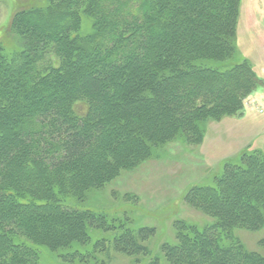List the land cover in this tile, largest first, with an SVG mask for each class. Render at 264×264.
<instances>
[{
	"label": "trees",
	"instance_id": "trees-1",
	"mask_svg": "<svg viewBox=\"0 0 264 264\" xmlns=\"http://www.w3.org/2000/svg\"><path fill=\"white\" fill-rule=\"evenodd\" d=\"M242 0H35L0 41V264H264L239 231L264 228V148L254 142L190 186L202 223L175 220L150 249L132 194L107 186L209 122L242 116L261 86L238 57ZM84 105V111L78 110ZM108 199V198H107Z\"/></svg>",
	"mask_w": 264,
	"mask_h": 264
},
{
	"label": "rangeland",
	"instance_id": "rangeland-1",
	"mask_svg": "<svg viewBox=\"0 0 264 264\" xmlns=\"http://www.w3.org/2000/svg\"><path fill=\"white\" fill-rule=\"evenodd\" d=\"M34 3L35 0H0V41L7 49H16L15 43L8 40L14 14ZM238 53L239 61L248 60L264 80V0H242ZM244 107L242 116H225L219 122H209L201 145L170 143L159 156L134 170L122 171L107 186L106 200H110L113 191L138 198V206L145 212L140 223L156 228L150 249L163 242H175V220L204 221L201 213L183 202L190 186L203 183L222 170L224 161L237 156L252 140L258 149L264 148V86L245 101ZM77 108L80 112L85 110L82 104ZM238 237L248 249L264 255V228L239 231ZM145 258L143 254L129 256L110 249L107 264H145Z\"/></svg>",
	"mask_w": 264,
	"mask_h": 264
},
{
	"label": "crops",
	"instance_id": "crops-1",
	"mask_svg": "<svg viewBox=\"0 0 264 264\" xmlns=\"http://www.w3.org/2000/svg\"><path fill=\"white\" fill-rule=\"evenodd\" d=\"M252 142H253V140H252ZM252 142H250L247 146L251 145ZM247 146H246V147H247ZM246 147H245V148H246ZM243 149H244V148H243Z\"/></svg>",
	"mask_w": 264,
	"mask_h": 264
}]
</instances>
